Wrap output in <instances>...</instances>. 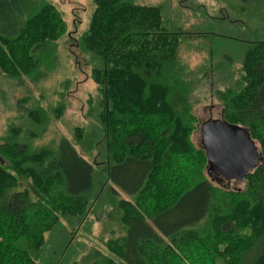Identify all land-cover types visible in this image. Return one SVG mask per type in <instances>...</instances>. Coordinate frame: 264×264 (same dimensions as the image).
I'll return each mask as SVG.
<instances>
[{"label":"trees","instance_id":"16d2710c","mask_svg":"<svg viewBox=\"0 0 264 264\" xmlns=\"http://www.w3.org/2000/svg\"><path fill=\"white\" fill-rule=\"evenodd\" d=\"M93 1L77 45L90 54L101 94L107 165L97 171L67 138L56 150H32L11 130L0 146V264H67L68 248L59 251L46 234H80L107 185L132 199L119 200L125 264H194L197 248L211 264H264V30L245 51V81L217 93L225 120L247 127L262 145L261 163L235 190L202 175L207 156L190 139L192 88L162 5ZM66 32L53 2L0 0V75L43 80L57 66ZM185 152L200 157L194 175L177 160ZM97 255L93 264H118Z\"/></svg>","mask_w":264,"mask_h":264},{"label":"rangeland","instance_id":"374dc122","mask_svg":"<svg viewBox=\"0 0 264 264\" xmlns=\"http://www.w3.org/2000/svg\"><path fill=\"white\" fill-rule=\"evenodd\" d=\"M47 1L57 6L67 23V32L58 41L57 66L39 82L0 75V146L11 130L19 131L18 139L30 144L32 150H56L61 139L67 138L102 172L107 165V144L98 119L101 94L91 77L90 54L77 45V39L88 29L95 4L93 0ZM133 1L145 6L162 5L166 26L175 32L172 36L177 58L192 88L189 98L196 116L190 139L202 148L201 125L208 119H225L218 91L246 79L245 51L263 38L264 0H255L249 6L238 0ZM31 111L36 113L31 115ZM256 142L262 151V145ZM179 156L178 162L183 161L180 164L194 175L200 157L186 152ZM207 165L202 175L216 185H225V180L219 183L211 179ZM109 186L101 190L103 203L95 206L80 234L77 230L73 234L70 230L46 234L59 251L68 248L67 264H93L100 259L98 253L125 264L121 254L127 227L119 200L132 199L124 193L113 195ZM245 186V180H233L230 188L242 190ZM199 252V248L192 251L193 263L211 264Z\"/></svg>","mask_w":264,"mask_h":264},{"label":"water","instance_id":"95a60500","mask_svg":"<svg viewBox=\"0 0 264 264\" xmlns=\"http://www.w3.org/2000/svg\"><path fill=\"white\" fill-rule=\"evenodd\" d=\"M202 145L211 179L243 181L263 159L256 140L244 125L225 119H208L201 125Z\"/></svg>","mask_w":264,"mask_h":264},{"label":"flooded vegetation","instance_id":"af4514ba","mask_svg":"<svg viewBox=\"0 0 264 264\" xmlns=\"http://www.w3.org/2000/svg\"><path fill=\"white\" fill-rule=\"evenodd\" d=\"M212 180H216V181H223L222 179H220V178H218V177H215V178H213ZM226 181V180H225Z\"/></svg>","mask_w":264,"mask_h":264}]
</instances>
